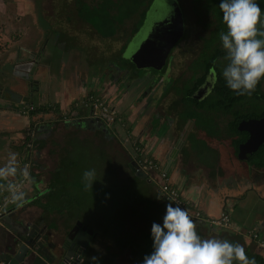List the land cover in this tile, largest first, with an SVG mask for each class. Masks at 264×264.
<instances>
[{"label":"crops","instance_id":"1","mask_svg":"<svg viewBox=\"0 0 264 264\" xmlns=\"http://www.w3.org/2000/svg\"><path fill=\"white\" fill-rule=\"evenodd\" d=\"M22 8L19 9V12L11 13L8 17H12L11 22L21 24L22 28L19 30L24 35V39L29 40L27 37L30 36L31 40L32 37L31 41L34 42L35 49L32 50L33 48L26 47L25 44L19 46L21 48L19 54L22 56L20 60L23 61V58L29 57V65H37L38 63L34 73L32 100L34 103L35 97H37L36 105L38 107L48 108L50 106L51 110L48 113L36 115V117L31 118L29 116L21 125H11L10 111H14L18 105L3 98L0 94V166L6 163L9 152H15L19 173L23 133L26 135L24 129L28 120H30L29 124H37L35 125L36 129L38 128L37 140L42 145V148L32 152L30 157V170L34 175L32 176L31 173V184L25 192V201L9 208L0 222V253H6L10 245H13L17 239L23 238L24 226L27 224L36 225L41 230L47 231L48 238H45L44 244H40L38 250L28 253L23 264L59 263V252L55 249L60 238L58 235L65 233L77 220H83L73 218L69 222L64 210L54 206L57 200L54 197L55 187H52L55 168L50 172L48 182L42 179L46 170L42 154L47 152L54 155L57 151L56 147L60 144L57 157L63 155L68 148L67 145L69 146L73 139L76 143L81 142L91 145L93 149L98 148L102 138V141L111 144L114 148L119 146H117L118 150L123 155V184L137 180L139 187L135 198L141 199L140 202L129 201L123 205V216L127 219L126 227L139 223L137 221L143 222L144 225L143 232L136 233V237L135 234L128 237L126 231L123 234V243H125L123 244V253L129 250L133 254V264H140L138 258L145 256L146 238L150 234L147 227H151L153 222H162L165 204L174 203L168 201L165 194L161 192L159 177L155 179L140 178L133 171L132 145L135 143L149 157L158 160L162 168L168 172L170 184L179 191L183 202L185 201L183 208L186 211L190 210L193 213L200 211L204 218L216 217L225 211L230 214L232 225L229 228L215 229L206 220L195 221L198 235L202 238L217 237L238 242L244 247L249 258H254L256 264H261L260 258H264V248L259 246L260 242L264 243V168L257 169L251 162H245L243 164L246 165L245 169L248 172L245 173L247 174L236 173L235 170L244 168L243 164L241 165L242 168L240 166L235 170L231 167L239 166L240 163L236 161L234 156L232 137L228 135L227 127L225 125L213 126V130L210 132L212 134H210L203 128L194 125L195 119L193 117H188L193 121V125H171L173 137L169 142L162 143L158 140V125L146 123L149 113L142 112L141 104L136 103L137 95L124 93L119 96L114 92L116 89L106 83H104L107 85L106 87H99L100 84H98L97 87L95 85L92 88L97 80L95 78L96 72L90 68L87 72L79 70L75 76L70 74L66 69L68 63L65 60V52L69 49L67 42L61 43L60 39L57 38L58 33H50L46 27L48 37L41 36L42 31L36 30V26H34V24H38L35 15ZM13 16L18 19L16 20ZM6 22L7 24L10 23V19H6ZM42 40H44L43 43ZM69 59L67 58V60ZM57 61L59 64L53 66V63ZM117 63L121 64L120 62ZM14 64V62L5 61L1 65L0 77H2L1 72L4 66H14ZM26 65L25 62L16 63L14 69L8 67V70L4 72L12 73L14 76L11 80L13 83L11 89L29 96L28 83L23 86L20 77L29 72L30 67ZM20 70L23 73H18ZM74 70L71 69L76 74ZM96 70L98 73L99 70L97 68ZM0 86L5 87L1 82ZM89 96L105 98L109 105L117 110L120 122L113 125L111 129L106 128V130L95 125L94 122L96 123L97 120L93 122L91 106L84 103L85 98ZM120 108L123 111V116L120 115ZM171 110L172 113L182 111L184 113L183 118L186 116L185 110L178 108ZM16 112L19 111L16 110ZM87 120H90V124L94 125H86ZM87 131H90L94 136L84 137L80 135L78 137V134ZM56 133L60 136L58 140L55 136ZM126 139H130L131 144L126 142ZM58 161L60 160L58 159ZM240 171L244 172L243 170ZM16 177L0 180V186L11 182ZM97 179L99 178L97 177ZM61 184L66 185L67 183L61 182L60 186L63 187ZM66 192H63L60 198ZM77 193L78 191L75 194ZM74 202L78 203L76 199ZM142 210L146 213H140ZM154 213H157V218H154ZM135 217L140 218L134 220ZM127 231L131 232L128 228ZM93 235H96L95 230H93ZM254 235L257 237L255 238ZM137 239L139 243L135 246L130 245ZM108 248L109 246L106 248L107 252H111V255L114 254L115 256V248ZM95 250H101V246L94 247ZM100 255L98 259L101 260L102 264H111L112 257L109 254L107 255L105 252ZM92 257L96 258L93 251L85 257L83 262L86 264L97 263V258L93 261Z\"/></svg>","mask_w":264,"mask_h":264},{"label":"rangeland","instance_id":"2","mask_svg":"<svg viewBox=\"0 0 264 264\" xmlns=\"http://www.w3.org/2000/svg\"><path fill=\"white\" fill-rule=\"evenodd\" d=\"M157 1H161L162 4H165L164 7H161L162 10H158L157 8H155L156 5H154V8L152 7L151 10L154 13V16L163 12V18L159 17L158 15L157 16L159 18V21L165 24L164 26L166 28L174 29V26H183V29L181 28V30L178 31L179 37L185 34V26H188L189 28V37L188 39H186V44L184 46L189 50V52L185 55L182 54L181 51H179L178 53V58L181 57V59H185V66L191 59L197 56V53L199 52L202 44L201 38L204 37L205 41L206 39H208L209 32L212 28L205 24L206 22L210 24V21L213 20L212 14L203 7L202 3H196V1L194 0ZM155 3L157 4L156 1ZM22 7L24 8V10L30 11L31 13H33V15H35V20L38 24H34V26H36V30L42 31L43 34L41 36L45 38L48 37L49 34L46 33L47 28L50 33H58L57 38L61 36V32H64L67 37H75V42H67V46L69 47V49H67L65 52V60L68 63L66 69H68L70 74L75 76L77 75L79 70L87 72L90 68L94 70V72H96L95 78L97 80L94 82L92 88L95 85L97 87L98 84H100L99 87H106V84H108L114 89L119 88V92L117 94L123 92V86H121V88L117 83L120 77L116 78L113 75L121 72L119 75L123 77V57H119L118 60H116V57L118 56L117 54L119 53V50H121V48L123 47V29L131 26V23L133 22L132 19L134 18H132L131 20H127L125 25H123V29L118 31L115 37L105 40L99 38L95 33L90 32L88 26L80 23V21L77 20L75 16L71 15L74 13V9H76L75 0H0V69L2 68L1 65L5 61H8V63L14 62L15 64L22 62L20 60L22 56L19 54L21 50L19 46L25 44L26 47L33 48L32 50L35 49L34 42L31 41L32 37L31 40L29 38L30 36L27 37L29 40L24 39V35L19 30L20 28H22L21 24H15L11 22L12 17H8L11 13L15 14L17 11L19 12V9ZM69 15L72 17V22L69 21ZM147 16H149V14L146 15V17ZM13 17H15L16 20L18 19L16 16ZM6 19H10V23H8L9 27ZM67 20L69 22H67ZM173 21H175L176 23L174 24ZM81 24L83 25L82 27ZM213 33L211 35H213ZM216 33L218 32H215V34ZM41 42L43 43L44 40H42ZM49 44L51 45V42ZM205 44L207 45V41ZM33 53L35 54V52ZM189 53H191V55ZM38 55L39 54L37 52V56ZM67 58L70 59L67 60ZM116 61L120 62L121 64L119 66L116 65L114 63ZM58 64L59 62L57 61L56 63H53V66H57ZM14 66L8 67L10 69H14ZM5 67L6 66L3 67L4 69L1 72L2 77H0V82L5 87H11L13 85L11 80L12 77L14 78V76L12 73L7 74L6 72H4L8 70V67ZM126 67L129 68L130 66ZM181 67L183 68V66ZM96 68L99 70L98 73ZM71 69H75L74 71H76V74L75 72H72ZM18 73L21 74L23 72L20 70L18 71ZM27 75L28 73L22 74L20 76L23 86L25 85L23 80H25L24 78ZM134 75L135 74L132 72L128 74L127 77L128 79H131L134 78ZM143 75L141 73L139 75V78H141ZM132 81L134 82L135 79H133ZM114 92H117V90H114ZM99 98L105 100V98H103L102 96ZM36 99L37 97H35L34 100L35 104L37 103ZM16 110L17 109H15L14 111H10L11 115L9 116V118L12 119L10 120L11 125H21L23 121L25 122L29 116L32 118L38 115L36 113L33 115H24L21 113H17ZM119 112L120 115L123 116V111L121 108ZM29 122L30 120L27 121V126L24 129L25 133L26 129L29 126ZM164 127H166V129L169 131V134L173 135L171 125H165ZM80 135L84 137L94 136L90 131L80 133L78 134V137ZM23 136H25L24 133ZM55 136L57 137V140L60 138L58 133H56ZM61 142L63 141L61 140ZM108 145L109 143L102 141L101 138L99 147H95L93 149L91 145L83 144L81 142L76 143L73 139L69 146L67 145L68 148L65 150L64 154L57 157V154L60 150L59 144L56 147L57 151L54 155H50L47 152H44L42 154L43 164L44 166H46V170L43 173L44 176L42 177V179L48 182L50 172H52L54 168H56V166L59 164L58 159L60 161H63L62 169H71L72 171L69 172L72 174V176L78 178L79 181H77V183L82 184V186L79 185L80 189L74 188V184L72 183V181L71 184H69L70 188H68V190L65 189V186H68V184L64 185V187L59 186V184L57 186L55 185L54 197H56L57 200L54 206H56L57 208H62L64 210V214H66L67 220L69 222L73 220V218L82 219L83 223L91 226V229L95 230L96 235L98 234L97 237L100 241L101 250H96L97 252H95V256L98 260L95 264H102L100 262L101 260L98 258L101 256L100 254H104L105 252L107 253V255L109 254V256L112 257V259L110 258L111 264H133V254L129 250L123 253V244H125L123 243V234L126 231V235L128 237H132L134 234L136 237V233L140 234L143 232L142 229L144 228V225L143 222L140 223V221H137L139 223H135L126 227L125 222L127 221V219L123 216V205L129 201L140 202L141 199L135 198L136 192L139 187L137 184V180H132V182L123 184V155L118 150V145V147L116 146V148H114L111 144L109 145V147ZM23 154V152H21L20 154L19 168L21 166V159ZM86 169H94L95 176L92 186L86 187L88 189V193L84 192L83 195H85L86 193L87 194L85 195V197H81L83 189L82 187L85 186V182L82 180V173ZM97 177L99 178V180H97ZM76 189L78 191L77 194H75L77 192ZM65 191L67 192L62 198H60V196ZM74 199H76L78 203H75ZM140 213H146V211L142 210ZM155 217H158L157 213H154V218ZM139 218L140 217H135L134 220H138ZM159 223H161V221ZM127 228L133 233L128 232ZM150 228L151 227H147L148 230H150ZM137 243H139L138 239L134 242H131L130 245L135 246ZM98 246L99 244L95 245L96 248ZM108 246L109 248L113 247L112 249L115 248V256L114 254L112 256L111 252H107L106 248ZM142 260L143 256H140V264Z\"/></svg>","mask_w":264,"mask_h":264},{"label":"clouds","instance_id":"3","mask_svg":"<svg viewBox=\"0 0 264 264\" xmlns=\"http://www.w3.org/2000/svg\"><path fill=\"white\" fill-rule=\"evenodd\" d=\"M218 8L225 26V30L218 34L226 61L220 76L235 94L251 95L264 78V30L257 28L258 23L264 26V14L256 0H219ZM17 174V154L9 152L6 163L0 166V180ZM19 175L27 178L29 173L27 169H20ZM94 176V169L83 171L82 180L86 187L92 186ZM3 187L13 203L25 201L21 184L7 182ZM188 211L190 214L179 204H165L162 222L151 224L152 251L143 257L141 264H256L240 243L198 235L195 221L204 220L196 219L193 212ZM91 259L96 260L95 257Z\"/></svg>","mask_w":264,"mask_h":264},{"label":"trees","instance_id":"4","mask_svg":"<svg viewBox=\"0 0 264 264\" xmlns=\"http://www.w3.org/2000/svg\"><path fill=\"white\" fill-rule=\"evenodd\" d=\"M76 9L74 13L71 14L76 17L80 23L89 27L90 32L95 33L99 38L102 39H111L115 37L118 31L123 29L127 20H133L131 26L123 29V47L119 50L116 60L123 57V53L132 37L136 34L140 27H142L144 20L146 19L147 12L154 0H75ZM196 3L200 2L203 4V7L207 9L212 14L213 20L210 21V24L206 22L205 25L210 26L212 29L209 32V37L206 41L203 37L204 48L199 56L198 60L195 62V66L202 61V67L205 71L208 72L211 68H214L217 72V80L213 92L204 98L203 100L197 99L195 96V91L204 83L206 78V72H203L196 69L194 77L186 88L183 99L178 100L175 103V106L184 105L185 108V119L188 117H193L196 120V124L199 128H203L208 133L213 130L216 119H220L222 115L229 118V125L227 127V132L230 137L233 135L234 123H233V114L236 112L237 105L239 104L242 108L240 112L245 113V117H255L261 118L264 117V78H261L257 83L255 90L251 95H237L228 89L225 85L224 80L220 76V71L223 65L226 63L224 60V50L220 45L218 34L221 31L225 30V26L221 20V12L218 8L219 0H194ZM256 3L260 6L262 14H264V0H256ZM69 21L72 22V17L69 15ZM67 20V22H69ZM69 24V23H68ZM81 24V27L83 26ZM259 30H264V26H261L259 23L257 25ZM129 29V30H128ZM214 32V33H213ZM215 32H218L215 34ZM213 33V35H211ZM208 36V35H207ZM216 36V37H215ZM61 43L64 42H75V37L66 36L64 32H61ZM59 37V39H60ZM206 37V36H205ZM215 37V38H214ZM260 38V37H257ZM70 39V40H68ZM216 39V40H215ZM68 44V43H67ZM125 57H123L124 59ZM126 59V58H125ZM124 59V60H125ZM126 61V60H125ZM124 61V62H125ZM88 98H85V101ZM48 109L40 107L36 109L34 113L47 112ZM243 118V116L241 117ZM240 118V119H241ZM212 134V133H210ZM22 152L25 151V144L22 143ZM42 148L40 141L38 142L37 138L35 140V146L33 153ZM32 153V154H33ZM152 158V157H151ZM155 162L160 163L158 160L154 159ZM257 169L264 168V145L260 148L259 152L254 155L250 161ZM63 161H59V164L56 166L53 179L52 187L57 186L61 182H66L68 186H65V189L70 188L69 184H74V188L82 186V184L77 183L78 178L72 176L70 173L72 170H63L62 169ZM70 171V172H69ZM32 173V172H31ZM34 173H32V176ZM110 178V177H109ZM151 178V177H147ZM99 180V179H97ZM63 185V184H61ZM80 185V186H79ZM64 187V185H63ZM82 196L88 193L86 186L82 187ZM74 190V189H73ZM77 190V189H76ZM84 192H87L83 195ZM103 193V192H102ZM226 212V211H225ZM228 213V212H226ZM230 215V214H229ZM231 217V216H230ZM232 220V218H231ZM152 251V240L150 234L146 238V246L144 255L149 254ZM140 261V258H138ZM260 263L264 264V258H260ZM137 264V263H134Z\"/></svg>","mask_w":264,"mask_h":264},{"label":"flooded vegetation","instance_id":"5","mask_svg":"<svg viewBox=\"0 0 264 264\" xmlns=\"http://www.w3.org/2000/svg\"><path fill=\"white\" fill-rule=\"evenodd\" d=\"M155 1L157 2V4L155 3ZM154 5H156L155 8H158V10H162L161 7H164L165 4H162L161 1L158 2L157 0H154L149 11ZM155 17H156L155 20L159 21L158 16L156 15ZM184 32L185 34L179 37V39L173 43L172 45L173 47L171 46L172 47L170 48L171 51L170 50L168 51L167 56H166L167 57L166 61L160 70H157L154 68L139 69L128 58L126 59L124 58L126 61L123 59V70H124V73L122 74L123 77L119 75L121 72L113 75L116 78L120 77L117 83H118V86L120 87L123 86V92H120L118 95L120 96V94L123 95L124 93L129 94V95H137L136 103L138 102L139 104H141L142 112L150 113L148 116V121H146V123L150 125L151 124L152 125H193L192 120H190L189 118L187 119L183 118L184 113L182 111H179V113L178 112L172 113V110H171L173 108H178L179 110H185L186 107L184 105L180 104V106L176 107L175 103L178 102V100L183 99L184 92L186 88L188 87V85H190L194 77V74L196 72V69L200 70L201 74H202V70L203 72H206L204 67H202V61L198 64L197 67L194 65L195 62L198 60L199 56L201 55V52L204 48L203 47L204 46L203 37L201 38L202 44L199 49V52L197 53V56L191 59L187 65L184 66L185 59H181V57L178 58L179 51H181L182 54L184 55L189 52V50L186 47H184L186 44V39H188L189 33H190L188 26L187 27L185 26ZM136 34L132 35L130 41L134 38ZM136 49H137L136 47L132 48L130 53L135 54L136 52L137 54H139V52H137ZM189 54L191 55V53ZM122 55L124 57V53ZM116 62L114 63L119 66L120 64ZM124 64L125 65L128 64L126 66H130V67L127 68ZM181 66H183V68ZM132 72L135 74L133 76L134 78L128 79L127 77L128 74ZM141 73L142 75L143 74L144 75L141 78H139L140 77L139 75ZM133 79H135L134 82L132 81ZM216 80H217V72L215 71L214 68H211L208 72H206V78H205L204 83L199 87V89H197L194 92L197 99L203 100L204 98L209 96L214 90ZM115 89L117 90L116 93H118L119 88H115ZM16 105H18V107L15 108L17 109V111H19L18 113H21L24 115L25 113L23 112V107L25 106L32 105V110H30L29 113H27L29 115H33V112L36 109L41 107V106L38 107L35 103H33V100L29 102L28 104L27 102H25V103H20ZM169 108L170 110H168ZM46 109H48L47 113L49 112V110H51L50 106H48V108ZM241 109L242 108L238 104L236 108V112L235 114H233V123H234L233 124L234 130H233V136H232L233 151H234V156L237 159L236 161L240 163L239 166H235V167L231 166L234 170L237 168H240V166L243 163L249 162L250 159L252 160L254 155L257 154L260 148L264 145V117L247 118L244 116L245 113L240 112ZM163 112H167V113H163ZM36 114L38 115L45 114V111L39 112V113L37 112ZM242 116L243 118H241ZM219 118L220 119H216L214 123L215 125H229L230 124L229 123L230 117H224L222 115ZM94 121H96V119L93 120V122ZM101 121L102 120L97 119L96 123L94 122V124L103 125L104 127L111 129L107 126L108 124H105L103 121L102 122ZM118 122L120 121H119L118 116H116L112 125H116L118 124ZM90 123H91L90 120L86 121V125H94ZM32 125H37V124H32ZM194 125H197L196 120H195ZM242 166L244 169L235 170L236 173L247 174L245 173V172H248L245 169L246 165L243 164ZM240 170H243L244 172ZM80 223L82 227L87 226L88 230L93 232V230L91 229L92 227H90L88 224L83 223V221L77 220L74 223V225L70 227L65 233L58 235V238L59 236L60 238L57 244L62 243L68 237L73 227ZM43 232H44L45 238H48L47 233H46L47 231L44 229ZM98 244L100 245V241L98 237L94 235L93 238L90 240L89 247L86 250L85 255L86 256L89 255L92 251L96 252V250L94 251V247L95 245H98Z\"/></svg>","mask_w":264,"mask_h":264},{"label":"water","instance_id":"6","mask_svg":"<svg viewBox=\"0 0 264 264\" xmlns=\"http://www.w3.org/2000/svg\"><path fill=\"white\" fill-rule=\"evenodd\" d=\"M148 14L149 16L146 17L144 25H142L141 29L127 46L124 57L132 61L138 68L161 69L165 63L168 51L173 43L179 39L178 31H180L181 28L183 29V26H174L173 28L175 30L166 28L164 26L165 24L161 23V21L155 20L156 17L152 10H150ZM157 15L163 18V12ZM173 22L174 24L176 23L175 21ZM134 47L137 48L136 51L139 52V54L136 52L135 54L130 53L131 49ZM29 60V57L26 59L23 58L22 63L25 62L27 63L26 66L30 67L28 75L24 78V83H28L30 88V95H23L8 86H0V94L3 98L17 104L25 102L28 104L32 101L33 92L31 87L33 85L34 73L36 72L37 65H29ZM99 126H102L103 130H106L103 125ZM164 126L165 125H158L157 129L158 140L162 143L169 142L173 137ZM136 174L140 178H147L146 174ZM24 228L22 234L23 238L17 239L13 245H10L6 253H0V264H23L25 257L30 251H36L40 248V244H44L45 236L43 230L36 225L30 224H27ZM30 228H32V230H30ZM93 236V232L89 231L87 226L82 227L81 223L75 225L68 237L55 247L60 257L58 264H85L83 262L86 257L85 253Z\"/></svg>","mask_w":264,"mask_h":264},{"label":"built area","instance_id":"7","mask_svg":"<svg viewBox=\"0 0 264 264\" xmlns=\"http://www.w3.org/2000/svg\"><path fill=\"white\" fill-rule=\"evenodd\" d=\"M86 105L91 106L92 109V116L95 119L102 120L105 124H108L107 126L109 128H112V124L114 119L117 116V111L115 108L110 107L109 104L97 97H88L86 101H84ZM32 110V105L23 107V112L25 115L29 113V111ZM101 121V122H102ZM37 138V129L35 125H29L26 129V135L23 139V144H25L26 148L25 151H23V156L21 159V166L20 169H27L29 175L27 178H23L19 175L15 179H13L11 182L14 184H21V190L26 192L31 184V170H30V162L31 161V155L35 146V140ZM126 142L131 144L130 139H126ZM133 147V169L136 173H145L151 178H158L161 182V192L165 194V197L168 201H172L176 204H179L181 207H184L185 201L183 202L181 198V194L179 191L172 187L170 184L168 172L165 171L161 164L158 162H155V160L151 157H149L145 151L138 146L136 143L132 145ZM30 158V160H28ZM153 179V180H154ZM17 205V203H13L9 195L7 193V190L5 187L0 186V222L4 215L7 213L9 208H12L13 206ZM188 214L190 212L187 210ZM193 216L198 220H206L210 223L211 226H213L216 229H224L229 228L232 225V220L229 215V213L222 212L219 216H214L211 218H204L201 217L200 212L193 213ZM256 238L257 236L254 235ZM259 246L264 248V243L260 242Z\"/></svg>","mask_w":264,"mask_h":264}]
</instances>
